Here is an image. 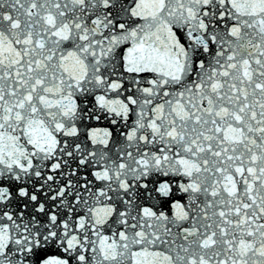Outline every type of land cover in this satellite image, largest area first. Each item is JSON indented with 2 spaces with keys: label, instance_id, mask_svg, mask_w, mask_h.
I'll return each mask as SVG.
<instances>
[{
  "label": "snow or ice",
  "instance_id": "6c2138e0",
  "mask_svg": "<svg viewBox=\"0 0 264 264\" xmlns=\"http://www.w3.org/2000/svg\"><path fill=\"white\" fill-rule=\"evenodd\" d=\"M0 264H264V0H0Z\"/></svg>",
  "mask_w": 264,
  "mask_h": 264
}]
</instances>
